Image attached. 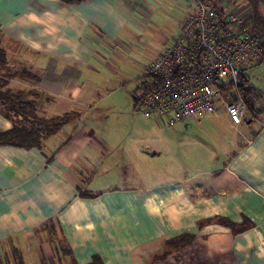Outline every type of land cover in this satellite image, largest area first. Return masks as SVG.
I'll return each mask as SVG.
<instances>
[{"label": "crops", "instance_id": "obj_1", "mask_svg": "<svg viewBox=\"0 0 264 264\" xmlns=\"http://www.w3.org/2000/svg\"><path fill=\"white\" fill-rule=\"evenodd\" d=\"M229 1L264 19V0ZM192 5L0 0L1 43L18 66L9 86L39 114L71 117L41 147L0 145V264H264V77L247 73L264 63L263 32L243 72L256 110L239 124L223 107L174 125L149 117L159 136L142 143L84 115L114 75L140 77ZM11 126L0 110V130Z\"/></svg>", "mask_w": 264, "mask_h": 264}, {"label": "built area", "instance_id": "obj_2", "mask_svg": "<svg viewBox=\"0 0 264 264\" xmlns=\"http://www.w3.org/2000/svg\"><path fill=\"white\" fill-rule=\"evenodd\" d=\"M251 10L229 0H193L179 20L175 40L141 68L135 109L166 125L214 114L219 107L230 120L249 116L241 74L261 56L259 30L251 27Z\"/></svg>", "mask_w": 264, "mask_h": 264}, {"label": "trees", "instance_id": "obj_3", "mask_svg": "<svg viewBox=\"0 0 264 264\" xmlns=\"http://www.w3.org/2000/svg\"><path fill=\"white\" fill-rule=\"evenodd\" d=\"M251 27L264 33V19L256 10L252 13ZM9 63L7 52L1 43L0 31V110L12 123L11 128L0 130V145H14L25 148L41 147L44 140L55 133L71 117L67 113L52 117L39 114L33 99L25 97L23 90H16L9 86V79L18 73L15 65ZM239 89L245 95L252 91L243 73L241 74ZM246 97L249 116L245 119L251 118L256 110L248 96ZM229 225L233 226L230 222ZM175 242L177 243L178 240H175ZM17 257L19 261H16V263L22 264L20 257ZM5 262L4 264H11L8 261Z\"/></svg>", "mask_w": 264, "mask_h": 264}, {"label": "rangeland", "instance_id": "obj_4", "mask_svg": "<svg viewBox=\"0 0 264 264\" xmlns=\"http://www.w3.org/2000/svg\"><path fill=\"white\" fill-rule=\"evenodd\" d=\"M136 55L137 58L143 61L148 58L143 50H138ZM256 66L252 69L249 68L250 70H248L247 73L252 74L254 72L253 81L257 84L259 81L258 79H263L264 77V63L261 65L260 69L256 70ZM15 68H18V66L15 65ZM101 69L104 71L101 74L111 75L109 74L110 71L116 72L117 65H110ZM98 77H102V75H98ZM113 77L115 79L114 83H116L114 86H108V88H100L101 85L99 86V91H101L99 93L103 97L97 104H95V106H92L84 114L86 120L91 125L96 126H100V123L102 122L109 123L110 125L115 124L117 128L112 126V129L110 130L113 132L111 133H113L114 137L118 136L121 139L132 137L141 139L142 143H148L149 138L158 137L159 134L149 127L153 119L145 117L141 112L136 111L133 108L132 95L134 96L138 93L137 89L140 83V77L136 80L131 79L127 82L125 81V83L122 78L118 81V77L116 75ZM108 129L109 128H106V130ZM96 130H99V128H96ZM7 261L11 264H16V260L13 255H10Z\"/></svg>", "mask_w": 264, "mask_h": 264}]
</instances>
